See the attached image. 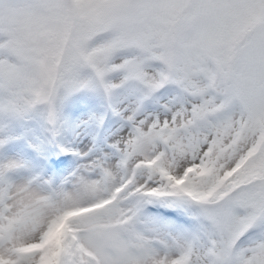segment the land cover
I'll return each instance as SVG.
<instances>
[{"label":"rangeland","instance_id":"374dc122","mask_svg":"<svg viewBox=\"0 0 264 264\" xmlns=\"http://www.w3.org/2000/svg\"><path fill=\"white\" fill-rule=\"evenodd\" d=\"M108 29L113 34L91 46L90 36ZM0 36V51L18 55L10 61L0 53V156L10 147L1 131L19 137L14 143L33 155L26 164H7L11 154L25 159L21 153L2 155L7 165H0V247L9 244L10 249H0V264H264V231L263 239L235 255L227 256L225 247L240 224L264 221V180H256L264 172V0H0ZM121 47L129 53L120 59L114 52ZM162 59L169 63V81L198 95L185 102L190 109L172 100L175 94L160 97L165 92L157 83L167 69L155 60ZM209 60L219 64V74H212ZM116 68L119 72L108 80L106 74ZM211 78L212 86L219 85L215 96L225 98L223 106L207 114L204 109L216 101L207 93ZM146 87L162 119L138 99ZM97 96L101 122L117 119L111 132L91 128L96 110L88 108ZM231 111L243 120L236 126L233 119L227 127ZM124 121L132 128L130 137L122 139ZM209 134L216 141L197 159L196 148ZM255 136L257 153L237 162L229 176L230 164ZM159 137L170 145L152 158L161 151ZM82 142L84 152L72 148ZM59 156L64 163L56 164ZM190 161H196V171L175 182ZM85 177L96 185L81 186ZM248 178L252 181L234 196L223 189L220 200L211 202L219 188ZM18 181L26 187L8 194ZM118 186L106 210L63 221L55 215L61 206L73 211ZM24 191L34 199L12 203ZM159 195L162 203L156 202ZM123 196L134 199L130 207L135 214L144 206L151 213L137 224H124L131 211L119 203ZM166 211L188 224H173ZM25 226L34 235L41 227L51 233L30 243L22 238L25 232L20 235ZM155 236L165 249L152 243ZM179 240L172 257L165 258L169 255L162 250L169 253ZM147 249L153 261L142 259Z\"/></svg>","mask_w":264,"mask_h":264},{"label":"bare ground","instance_id":"6f19581e","mask_svg":"<svg viewBox=\"0 0 264 264\" xmlns=\"http://www.w3.org/2000/svg\"><path fill=\"white\" fill-rule=\"evenodd\" d=\"M119 58L121 59L122 58V56H119ZM149 69H151V70H154V71H156V69H155V67H150ZM208 97H210V96H208ZM186 106H187V104H185ZM153 112H156V113H158L157 112V110H154V111H151V113H153ZM158 114H160V113H158ZM81 115H83V114H81ZM93 119H95V118H97L98 117V113L97 112H95V113H93ZM155 116H152V119L154 118ZM161 117V119H162V115L160 114V116H158L156 119H158V118H160ZM233 119L235 120V122H234V124L236 123V126L238 125V124H240V122L243 120V118L242 117H240V116H237V114L235 113V111H231L230 112V116H228L226 119H225V121H224V124L225 125H227V127L230 125V124H232L233 123ZM156 121V120H155ZM154 121V122H155ZM162 121V120H161ZM154 122L152 123V125H154ZM61 127V126H60ZM148 127H150V126H148ZM227 133H229V132H227ZM233 133V130L230 132V134H232ZM75 135H77V133H75ZM126 135V136H125ZM130 135H131V132H130V130L128 129V128H126V130L124 131V132H122V133H120V137H122V139H125V137H130ZM206 139H207V141L205 142V143H202V144H200V145H198L197 146V148H196V152H197V156H198V158L197 159H199V158H202V156H204V155H206V150H207V148H208V145H209V142H212V141H216V138L215 137H212V135H210L209 134V136H204ZM230 138V137H229ZM230 139H228V141H229ZM86 144H83V142L81 143V144H79L77 147H72V148H80L81 149V151H85V149H86V147L87 146H85ZM10 151H12V150H10ZM245 153V152H244ZM5 157H6V155H5ZM196 159V160H197ZM117 162V161H116ZM11 163H14V159H10L9 160V162L7 163V164H11ZM21 163H23V162H21ZM109 163H110V167H113V163H114V158H112L110 161H109ZM234 163H235V161H233L231 164H230V168L234 165ZM4 165H7L6 163H3ZM196 164V161H190V162H188L187 163V165L184 167V168H181L180 170H179V173L182 171V169H183V171L185 170V169H188L190 166H194ZM32 179H34V176L32 177ZM96 184L94 183V182H92L91 181V178L90 177H85L84 178V180L81 182V186H86V187H89L90 189L91 188H93L94 186H95ZM25 186V185H24ZM21 183H19V181L17 182V184L15 185V186H13L12 187V189L9 191V192H7L8 194L10 193V194H14V193H16V192H20L22 189H23V187H24ZM26 187V186H25ZM32 188V187H31ZM53 188H55V187H50V190H52ZM85 198L86 197H82V198H78L77 200H75V202H79V201H84L85 200ZM30 199H34V197L32 196V195H30L27 191H24V192H22V193H18V195H16V196H14L13 197V200H12V203H17V202H19V200H22L23 202H25V200H30ZM84 204H87V203H84ZM84 204H82V205H84ZM19 208V207H18ZM64 209H63V206H61L56 212H55V215L56 216H59L60 215V213H61V211H63ZM52 218V217H51ZM55 218V216L52 218V219H54ZM114 218H117L118 219V216L117 215H115V216H113V219ZM15 221H18V220H15ZM47 222V221H46ZM33 228L32 227H28V226H25L24 228L22 227L21 228V232H20V235L23 233V232H25V234H23V237L22 238H27V240H31L30 241V243L31 242H33L32 240H33V238H40V237H44V238H46L47 236H48V234L51 232V231H45L44 229H43V227H41V230H40V232L39 231H37L36 232V234L34 235V233H35V231L33 232V230H32ZM44 235V236H43ZM260 241V240H259ZM257 242V241H256ZM180 243H181V241L179 240L177 243H176V245H174V246H172L170 249H169V253H165V252H161V253H164V254H167V255H169V256H166L165 258H167L168 257V259H170L172 256H171V254H172V252L173 251H175V249H177V247H178V245H180ZM20 245H23V244H20ZM86 248L89 250V251H91V250H93L92 248H90L87 244H86ZM0 249H3V250H9L10 249V246H9V244L8 245H6V246H4V247H0ZM144 256L145 257H142V259H145L146 261L147 260H151V261H153L154 260V253H153V251L151 250V249H147L146 251H145V254H144ZM97 259L99 260L100 259V261L102 260L101 259V255H99V254H97Z\"/></svg>","mask_w":264,"mask_h":264}]
</instances>
